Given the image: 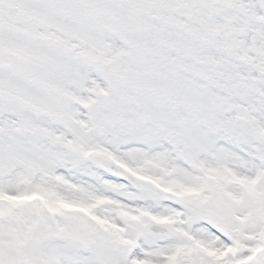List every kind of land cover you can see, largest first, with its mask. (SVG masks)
I'll return each mask as SVG.
<instances>
[{
  "label": "snow or ice",
  "instance_id": "6c2138e0",
  "mask_svg": "<svg viewBox=\"0 0 264 264\" xmlns=\"http://www.w3.org/2000/svg\"><path fill=\"white\" fill-rule=\"evenodd\" d=\"M0 264H264V0H0Z\"/></svg>",
  "mask_w": 264,
  "mask_h": 264
}]
</instances>
